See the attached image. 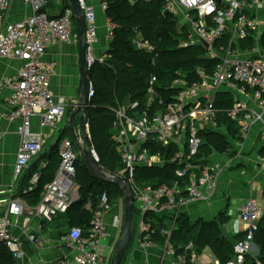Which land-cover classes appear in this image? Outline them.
Here are the masks:
<instances>
[{
	"label": "built area",
	"instance_id": "built-area-1",
	"mask_svg": "<svg viewBox=\"0 0 264 264\" xmlns=\"http://www.w3.org/2000/svg\"><path fill=\"white\" fill-rule=\"evenodd\" d=\"M20 1L28 7L29 13L8 21L12 0H0V59L21 62L17 75L2 82V86H9L12 90L9 96L12 111L7 119L19 120L17 133L20 143L13 166L14 180L21 178L30 160L43 150L42 134L31 131L32 118L40 116L41 125L51 127L54 132L66 122L69 101L54 95L50 83L53 65L42 63L41 56L49 45L56 42H77L74 17L67 0ZM163 1L166 9L178 18L181 28L178 47L201 48L205 56L215 60V63L208 70L198 68L195 73L197 79H189L182 74V77L171 80L165 90L166 94H170L167 98L155 88L157 78L152 74L143 103L140 100H125L110 107L114 115L112 141L123 164L116 174L126 181L132 191L137 216L135 230L142 246H154L156 237H161L164 241L162 249L170 254L171 264H247L248 256H255V234L263 213L256 199L247 198L242 202L238 216L243 231L240 237L233 240L232 255L223 263L198 254L192 241L181 246L177 252L178 247L171 243V235L178 215L186 206L213 198L218 193L223 167L211 160L201 164L198 158L203 145L201 132L218 129L216 119L219 114L226 112L237 126L233 130L234 136L226 137L228 144L219 154L228 156L226 166L236 158L245 157L241 153L255 125L259 126L255 137L259 151L255 154V161L264 166V119L259 112L264 111V0ZM77 2L86 23L88 65L96 61L102 63L117 25L105 18L107 45L101 57L96 55L99 38L95 4L93 0ZM95 3L105 12V0ZM132 43L137 50L149 53L155 50L154 45L138 30L132 37ZM219 92L229 95L231 106L226 107L225 99L217 98ZM94 95V84L89 79L88 106ZM72 132L76 134L74 128ZM157 147L164 151H159ZM91 151L99 162L92 145ZM57 152L59 166L39 202L27 206L12 191V196L1 210L0 244L9 249L15 262L25 255L20 236L10 231L17 219L23 216L24 221L29 222L32 215L44 220L54 219L65 214L80 197V187L75 179L79 151H74L72 142L63 137L57 144ZM166 164L174 166L175 180L172 182H137L138 167ZM38 177L35 175L32 178L27 190L33 188ZM110 208L108 194L103 192L97 209L93 211L87 236L82 235L78 226L59 231L58 241L74 251L71 258L60 256V262L100 264L99 250L107 234L104 213ZM149 214L158 216L159 226L145 219ZM111 226L120 230L122 217L114 215ZM25 241L35 248L45 245L42 237L31 232L26 233Z\"/></svg>",
	"mask_w": 264,
	"mask_h": 264
},
{
	"label": "trees",
	"instance_id": "trees-1",
	"mask_svg": "<svg viewBox=\"0 0 264 264\" xmlns=\"http://www.w3.org/2000/svg\"><path fill=\"white\" fill-rule=\"evenodd\" d=\"M105 1L107 3L105 16L117 26L113 30V40L105 52L106 58L102 63L96 61L89 70V79L94 84L95 95L87 108V124L90 141L99 158V163L107 170L118 173L123 164L116 145L112 141L111 123L114 115L110 107L123 103L125 100H140L143 103L146 99L148 79L152 74L157 78L155 88L162 91V96L167 98L170 94H166L165 90L171 80L182 77V74L189 79H197L196 70L198 68L208 70L215 60L207 58L201 48L178 47L181 36L178 18L166 9L163 0ZM136 30L154 45L153 53L135 48L132 37ZM218 97L226 98L224 105L231 106L229 95L219 92ZM216 123L218 129H207L201 132L203 145L198 158L201 164L209 160L208 155L212 152L224 150L228 144L226 137H233V132L237 129L235 122L227 116L226 112L219 114ZM226 128L229 130L227 136L224 132ZM65 131L60 135L61 138ZM57 144L55 143L42 156L44 165L40 167L38 164L41 160H37L26 173L24 172L26 177L22 180L15 196L25 198L30 206L39 202L46 185L56 174L60 163ZM157 148L161 152L164 151L161 147ZM75 165V179L80 187V197L65 214L54 220L56 223L59 221V225L64 223L69 226H78L82 235L87 236L93 211L98 207L101 194L103 192L108 194L111 207L116 202L122 201L123 194L117 185L95 178L80 158L76 160ZM173 168L171 164L141 166L137 168L136 180L138 183L172 182L175 180ZM36 171L39 173L36 184L31 190L25 191L29 187L28 180ZM135 217L137 216L134 211L132 234L136 228ZM145 219L155 226L160 225L157 215L149 214ZM225 222H227V216L224 212H220V215L211 221L198 219L193 222L189 221L185 215L179 214L175 228L172 230L171 243L178 247L177 252L188 241H192L195 248L199 250L208 246L223 263L232 255L230 242L222 228ZM255 243L258 246V252L255 256H248L247 264L257 262L264 264V211L259 221V229L255 234ZM124 258L125 255L121 264ZM0 264H15L12 253L3 244H0Z\"/></svg>",
	"mask_w": 264,
	"mask_h": 264
},
{
	"label": "crops",
	"instance_id": "crops-1",
	"mask_svg": "<svg viewBox=\"0 0 264 264\" xmlns=\"http://www.w3.org/2000/svg\"><path fill=\"white\" fill-rule=\"evenodd\" d=\"M93 3L95 4V23L99 38L95 54L101 57L107 45L105 39L107 31L105 26L106 16L104 11L100 9L94 0ZM28 13V7L20 0H12V5L6 20L12 21L19 19ZM40 60L44 64L51 63L53 65V72L50 78L51 89L55 96H63L69 101L65 118L68 119L78 100L81 88L77 42L71 44L56 42L51 44L46 48ZM20 66L21 62L18 60L0 59V214L2 208L5 206V201L12 196V191L16 192L19 189L22 180L26 177L25 173L28 171L27 169H29L35 161H40L42 156H44L55 143L60 142V135L64 130H66L64 136L67 133L73 134L70 126L68 124L65 126V122L61 125L59 130L54 132L51 127L41 125L40 116H34L31 120V131L42 134L44 140L43 150L30 160L29 166L26 168L21 178L19 180H14L13 166L17 148L20 143V138L17 133L19 120L10 121L7 119V116L12 111V107L9 104V96L12 90L9 86H2V82L6 78H14ZM259 112L264 119V111L259 110ZM79 115L80 113L75 116L72 126L76 131L79 141H81L78 136ZM258 127V125L253 126L246 138L245 147L241 153L245 156L244 158H236L226 166L225 163L229 161L228 156L222 157L219 155L222 154L223 150L221 152L214 151L208 155L209 160L218 162L224 169L219 179V192L213 198L186 206L182 213L189 221L193 222L198 219L211 221L216 219L220 215V212H224L227 216V222L222 225V228L230 242V252L232 251L233 240L236 239L237 236H240L243 231V225L238 216L242 202L247 198H252V192H255L257 196L256 189L262 192V197L264 198V166L259 165L255 161V154L259 151V144L258 141H256L257 139H255ZM228 131L227 128L224 131L226 136ZM65 138L71 140L69 137L65 136ZM44 162V160H41L38 165L41 167L44 165ZM241 169H243L242 174L237 175V170ZM37 171L34 172L28 180L29 186L32 184V178L35 175L39 176ZM255 180L259 181L258 185L254 184ZM26 190L27 189H25V191ZM22 200L27 206H30L27 204L25 198ZM262 210L264 211V208H262ZM25 215H27L26 212ZM114 215L123 216V201L116 202L104 213L107 234L102 240L99 250L100 264L110 263L113 249L120 235L121 229L119 230L111 226V220ZM29 218V222H25L23 216L19 217L17 222L10 228L13 234L20 236L22 249L25 253L22 260L16 261L15 264H25L26 262H32L34 264H64L60 262V256L65 255L71 258L74 255V251L70 247L58 241L59 231L66 227H70L69 224L63 223L59 225V221L56 223L54 220L55 218L44 220L36 215H32ZM12 219L13 218H11V220ZM27 232L42 237L45 240L44 247L35 248L25 241ZM139 237V234L135 230L134 234H132V239L128 247L129 250L127 249L128 252L125 254L123 264H171L170 254L164 252L162 249L164 243L162 238L156 237V244L149 248H145L140 244ZM202 248L203 249L200 250L196 249L198 254L204 255L207 259L219 260L217 255L213 253L208 246ZM254 250L256 253L258 252L256 243Z\"/></svg>",
	"mask_w": 264,
	"mask_h": 264
},
{
	"label": "water",
	"instance_id": "water-1",
	"mask_svg": "<svg viewBox=\"0 0 264 264\" xmlns=\"http://www.w3.org/2000/svg\"><path fill=\"white\" fill-rule=\"evenodd\" d=\"M74 17V24L77 34V45H78V58L80 66V77H81V88L80 94L72 112L66 124H68L72 130L73 121L75 116L79 115V134L81 142L77 134L73 133V139L76 142L77 149L80 154V159L86 166L88 171L97 179L110 182L117 185L123 194V216H122V227L119 238L113 249L112 256L109 264H121L122 259L127 252L132 239V226L134 216V204L133 194L127 185L126 181L116 173H113L103 167L92 155L91 141L87 124V108H88V87H89V70L92 64L88 65L86 50H87V38H86V23L83 12L77 2V0H67ZM251 197L256 198V193L252 192Z\"/></svg>",
	"mask_w": 264,
	"mask_h": 264
},
{
	"label": "rangeland",
	"instance_id": "rangeland-1",
	"mask_svg": "<svg viewBox=\"0 0 264 264\" xmlns=\"http://www.w3.org/2000/svg\"><path fill=\"white\" fill-rule=\"evenodd\" d=\"M95 2H98V0H95ZM65 136H66V137H69V138L71 139L70 141L72 142V144H73V146H74V151H78L77 148H76V143L74 142V139H73V134H68V133H67V134H65ZM65 136H63V137H65ZM91 145H92V144H91ZM238 171H239L240 173H239ZM242 171H243V169H241V170H237V172H236L237 175L242 174ZM258 182H259V181L255 180V181H254V184H255V185H258ZM256 191H257L256 201H257V203L259 204L260 207L264 208V198L262 197V192H261L260 190H257V189H256ZM218 192H219V191H218ZM134 221H135V223H137V218H136V217L134 218ZM128 250H129V249H128ZM127 252H128V251H127ZM127 252H126V254H127ZM253 253L256 254L255 250H254Z\"/></svg>",
	"mask_w": 264,
	"mask_h": 264
}]
</instances>
